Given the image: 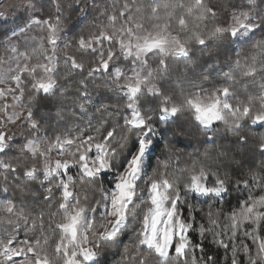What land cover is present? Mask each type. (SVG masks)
Returning a JSON list of instances; mask_svg holds the SVG:
<instances>
[{"label":"snow or ice","instance_id":"snow-or-ice-1","mask_svg":"<svg viewBox=\"0 0 264 264\" xmlns=\"http://www.w3.org/2000/svg\"><path fill=\"white\" fill-rule=\"evenodd\" d=\"M243 3L247 7L217 9L210 0H148L147 6L141 0H72L68 7L78 9L81 23L89 9L97 10L87 35L78 38L64 29L61 0H19L8 6L17 10L11 19L0 12V264H106L104 248L118 247L129 231L124 264H217L206 254L209 236L224 249L225 264L229 252L230 264H264V161L230 190L231 178L201 159L178 167L174 153L156 155L167 126L185 114L208 143L216 140L217 124L241 149L248 143L245 128L264 129V0ZM45 7L51 15L43 16ZM250 42L251 55L242 56L241 46ZM192 45L210 58L223 46L236 59L227 57L226 71L218 61L197 65ZM96 80L117 103L93 95L89 84ZM73 87V109L83 118L94 108L101 119L48 135L40 101L57 94L67 100ZM64 106L56 110L58 120ZM13 149L17 155L5 159ZM257 152L264 157V133ZM203 156L210 159L208 152ZM31 182L40 184L47 205L38 213L23 198ZM10 185L13 195L7 196ZM233 192L238 206L223 221L222 208L214 213L210 207L207 226L197 223L198 203L223 205Z\"/></svg>","mask_w":264,"mask_h":264},{"label":"trees","instance_id":"trees-1","mask_svg":"<svg viewBox=\"0 0 264 264\" xmlns=\"http://www.w3.org/2000/svg\"><path fill=\"white\" fill-rule=\"evenodd\" d=\"M62 4L65 7L64 16L62 17L64 22V29L68 33L69 38H78L80 34L87 35L89 31L90 24L93 22V18L97 15V10L89 9V14L87 20L82 23L78 20V9L73 5L72 8H69L68 5L72 3V0H61ZM141 2L147 6L148 0H141ZM213 6L217 9H223L225 5L231 7L232 4L241 5L247 7L246 3H243V0H210ZM259 2V0H258ZM97 3L104 4L105 0H97ZM261 6H264L262 4ZM17 10L14 8H10L8 11V18L11 19V13L16 12ZM51 11L48 7H45L43 16L51 15ZM25 17L27 13L23 14ZM224 18H227V14H224ZM23 22V21H22ZM21 22V23H22ZM77 25H79L77 27ZM61 48H63V40L61 41ZM193 54H192V62H195L197 65L207 66V63H216L217 61L221 64L225 65L224 70H227V57H231L232 61L236 59V52L233 51H225L222 46L218 53L214 50V55L210 58L207 54H202L197 50L198 46L192 45ZM251 42L247 45L241 46V54L251 55ZM21 50H23V45H21ZM69 54L74 53V48L68 50ZM0 55H4V50L0 47ZM58 56L61 58V64L59 69V78L60 83H64V67H63V56L64 52H58ZM77 59H80L79 55H77ZM152 66H156L155 61H151ZM121 66H124V62L121 61ZM178 69L180 71L184 70L185 65L183 63L179 64ZM79 77H73V80H78ZM207 86V85H206ZM89 90L95 96L98 92L105 98L106 103L115 104L118 102L117 97L108 92L104 87V82L102 80H96L94 83L89 84ZM76 92L74 87L69 89L68 99L64 100V98L60 97L57 94L56 97L49 98L48 100L40 101L38 108L40 111L49 117L48 126L45 131L48 135H55L57 132H63L69 128L73 127H87V121L89 119L92 120V124L95 126L98 121L101 119L100 115L95 112V109H90L89 115L81 117L79 113V109H73L71 104V97L75 96ZM241 98L246 99V96L241 93ZM63 103L64 106V118L62 120H58L56 117V110ZM119 103L123 104V101L120 100ZM144 107H148L149 105L144 104ZM75 112V115H73ZM123 122L122 119L120 121ZM159 126V125H158ZM216 140L213 143L207 142L206 135L191 121L190 116L187 114L178 117L175 120V123L167 126V132L164 137V140L159 141L158 146L156 148V155L160 157V159H167L170 154L172 155V162L174 165L178 167H185L186 165L190 166L193 159H201L204 161L206 165L210 166V171H219L221 176L225 173L231 178L230 179V190H232V186L235 185L237 179H245L248 176L249 168L256 169L262 161H264V157L260 156L257 152V145L260 141V136L264 133V129H253V128H245L242 134L248 136V143L245 148L241 149L237 142L236 138L227 134L224 126L222 124H217L216 126ZM163 131V128H162ZM165 140L170 142V148L165 147ZM17 143H20V140H17ZM205 152L209 153L210 159L205 160L203 154ZM17 155L15 149L9 152L8 156L5 159L13 157ZM178 157V159H177ZM219 157V159H217ZM243 160V166H238L234 163V160ZM156 157H153L152 167H155ZM151 171V168H150ZM22 175V172H21ZM42 178V177H41ZM9 180H11V176H9ZM4 183L3 176H0V189H2ZM10 190L7 193V196L13 195V189L11 185L9 186ZM256 195L261 194L258 190ZM238 193L233 192V195L228 198V200L220 205L219 203H215L212 200H206L198 203V207L200 211L197 213V223H203L205 226L208 224L207 213L211 210L215 213L217 209L222 208L221 213V221H223V215L230 212L233 207L238 206V200L235 198L238 196ZM90 196H94L95 198H99L98 192H91ZM247 196V192L244 193V197ZM5 197V194L0 190V198ZM26 201V206L30 211L38 213L41 209L47 208V205L43 200V189L41 188L38 182H31L29 184V190L23 196ZM15 199L19 201L21 199V194L19 192H15ZM94 202V200L92 201ZM192 203H197L196 201H191ZM186 211V205H185ZM21 238L24 236L23 230L20 232ZM132 236L131 231H129L123 237V243H121L118 247H105L102 253V259L105 260L106 264H124V249L125 245L130 243V237ZM193 239L198 240V237L195 233H193ZM211 240V236L208 237L207 240L204 241L206 254L211 253L217 259V264H225V252L224 249H217L215 246L209 243ZM248 243H251L248 241ZM199 255V252H197ZM243 259V257H241ZM230 252L228 254L227 264H230ZM149 264H155L154 260H149Z\"/></svg>","mask_w":264,"mask_h":264},{"label":"rangeland","instance_id":"rangeland-1","mask_svg":"<svg viewBox=\"0 0 264 264\" xmlns=\"http://www.w3.org/2000/svg\"><path fill=\"white\" fill-rule=\"evenodd\" d=\"M13 3H19V0H0V12H6L8 14V11L10 10L8 6ZM0 19H3V17H0ZM9 127L15 130V126L10 125Z\"/></svg>","mask_w":264,"mask_h":264}]
</instances>
